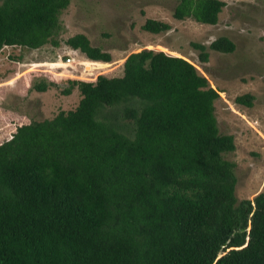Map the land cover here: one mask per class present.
I'll use <instances>...</instances> for the list:
<instances>
[{"label": "trees", "instance_id": "16d2710c", "mask_svg": "<svg viewBox=\"0 0 264 264\" xmlns=\"http://www.w3.org/2000/svg\"><path fill=\"white\" fill-rule=\"evenodd\" d=\"M68 2L0 0V49L58 44ZM224 4L177 0L171 13L214 24ZM140 26L170 24L146 17ZM64 42L93 61L111 58L82 32ZM190 44L200 61L206 46L234 49L226 35ZM73 86V108L0 141V264H264V190L236 198L235 162L223 157L233 135L218 130V90L191 61L141 48L125 55L120 75L71 76L61 92Z\"/></svg>", "mask_w": 264, "mask_h": 264}, {"label": "rangeland", "instance_id": "374dc122", "mask_svg": "<svg viewBox=\"0 0 264 264\" xmlns=\"http://www.w3.org/2000/svg\"><path fill=\"white\" fill-rule=\"evenodd\" d=\"M176 2L69 0L59 13L58 44L2 46L0 141L20 123L73 108L80 97L77 87L68 94L61 92L71 76L93 80L97 74L120 75L128 52L160 49L187 58L218 90L214 114L218 130L233 135L235 147L223 157L235 162L236 198H251L264 190V0H224L214 24L174 18L171 12ZM146 17L167 21L170 27L157 33L146 31L140 26ZM76 32L109 51L110 60L93 61L78 48L71 49L64 39ZM218 35L229 37L234 49L223 52L206 46L207 60L200 61L190 42L207 45ZM40 78L54 84L43 91L31 88L32 81ZM243 92L253 95L251 105L234 101Z\"/></svg>", "mask_w": 264, "mask_h": 264}]
</instances>
